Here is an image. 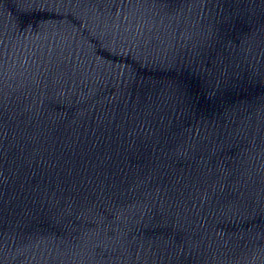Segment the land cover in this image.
<instances>
[{
  "label": "water",
  "instance_id": "95a60500",
  "mask_svg": "<svg viewBox=\"0 0 264 264\" xmlns=\"http://www.w3.org/2000/svg\"><path fill=\"white\" fill-rule=\"evenodd\" d=\"M0 264H264V0H0Z\"/></svg>",
  "mask_w": 264,
  "mask_h": 264
}]
</instances>
